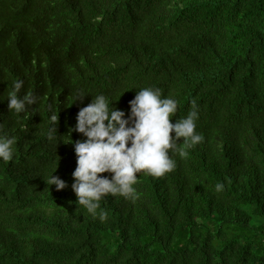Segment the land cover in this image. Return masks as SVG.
Masks as SVG:
<instances>
[{
  "label": "trees",
  "instance_id": "trees-1",
  "mask_svg": "<svg viewBox=\"0 0 264 264\" xmlns=\"http://www.w3.org/2000/svg\"><path fill=\"white\" fill-rule=\"evenodd\" d=\"M18 78L37 96L22 114ZM146 86L178 99L173 123L195 98L205 139L102 221L71 188L76 116L104 94L127 117ZM0 100V264H264V0H0Z\"/></svg>",
  "mask_w": 264,
  "mask_h": 264
},
{
  "label": "clouds",
  "instance_id": "clouds-1",
  "mask_svg": "<svg viewBox=\"0 0 264 264\" xmlns=\"http://www.w3.org/2000/svg\"><path fill=\"white\" fill-rule=\"evenodd\" d=\"M24 83L19 78L13 81L6 98L9 110L16 114L28 112L32 105H37L35 94H21ZM86 95L89 94L78 95L77 99ZM178 103L174 96L164 95L161 88L146 86L137 90L134 99L129 101L127 117L104 94L96 95L80 108L73 130L84 139L73 143L76 167L71 174V188L76 202L92 217L107 219L108 214L101 207V201L107 196L120 195L133 202L139 200L142 194L135 185L140 174L162 177L172 172L177 167L173 153L187 157L190 149L204 141L203 133L197 131V100L192 98L187 115L173 123L171 118L178 111ZM58 115L50 116L54 124L49 136L57 135ZM179 138H183L182 143H177ZM15 142L16 136L4 132L3 123H0V160L10 162L14 159ZM105 172L111 176L100 175ZM47 184L55 185L57 190L67 186L65 180L53 173ZM224 188L222 181L214 184L217 192Z\"/></svg>",
  "mask_w": 264,
  "mask_h": 264
}]
</instances>
